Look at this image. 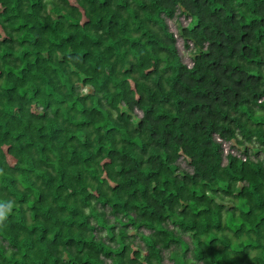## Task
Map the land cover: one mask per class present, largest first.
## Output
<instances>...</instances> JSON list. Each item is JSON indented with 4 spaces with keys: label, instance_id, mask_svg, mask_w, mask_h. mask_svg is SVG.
Masks as SVG:
<instances>
[{
    "label": "trees",
    "instance_id": "1",
    "mask_svg": "<svg viewBox=\"0 0 264 264\" xmlns=\"http://www.w3.org/2000/svg\"><path fill=\"white\" fill-rule=\"evenodd\" d=\"M0 199V264H264V0H0Z\"/></svg>",
    "mask_w": 264,
    "mask_h": 264
},
{
    "label": "clouds",
    "instance_id": "2",
    "mask_svg": "<svg viewBox=\"0 0 264 264\" xmlns=\"http://www.w3.org/2000/svg\"><path fill=\"white\" fill-rule=\"evenodd\" d=\"M15 207V202L11 199L2 200L0 199V226H3L5 221L8 219L9 214Z\"/></svg>",
    "mask_w": 264,
    "mask_h": 264
},
{
    "label": "rangeland",
    "instance_id": "3",
    "mask_svg": "<svg viewBox=\"0 0 264 264\" xmlns=\"http://www.w3.org/2000/svg\"><path fill=\"white\" fill-rule=\"evenodd\" d=\"M174 30L177 31L176 29H174ZM180 50H181V52L183 51V48L181 46H180ZM184 56H186V58L189 60L188 52H184ZM182 166H187V165H186V163H182ZM216 200L220 203L227 205V206H232V202L227 200V199L222 200V199L216 198ZM100 235L102 238H104V237H106V232L103 231L100 233Z\"/></svg>",
    "mask_w": 264,
    "mask_h": 264
}]
</instances>
